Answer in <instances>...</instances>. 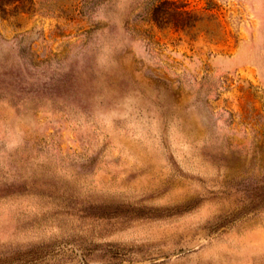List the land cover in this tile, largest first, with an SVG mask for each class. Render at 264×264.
I'll return each mask as SVG.
<instances>
[{"label":"rangeland","instance_id":"374dc122","mask_svg":"<svg viewBox=\"0 0 264 264\" xmlns=\"http://www.w3.org/2000/svg\"><path fill=\"white\" fill-rule=\"evenodd\" d=\"M0 11V264H264V0Z\"/></svg>","mask_w":264,"mask_h":264},{"label":"trees","instance_id":"16d2710c","mask_svg":"<svg viewBox=\"0 0 264 264\" xmlns=\"http://www.w3.org/2000/svg\"><path fill=\"white\" fill-rule=\"evenodd\" d=\"M17 2L21 9H23L27 4H31L30 0H0V11L11 3Z\"/></svg>","mask_w":264,"mask_h":264}]
</instances>
